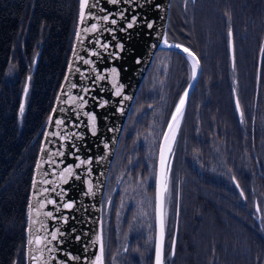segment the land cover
<instances>
[{"label":"trees","instance_id":"trees-1","mask_svg":"<svg viewBox=\"0 0 264 264\" xmlns=\"http://www.w3.org/2000/svg\"><path fill=\"white\" fill-rule=\"evenodd\" d=\"M77 14L78 0H0V264H25L33 168L41 130L65 73ZM166 33L169 41L194 52L201 71L182 121L186 147L177 237L174 255L165 262L264 264V211L260 217L253 202L256 195L264 202L258 146L262 117L264 124V0H172ZM165 53L173 58L172 71L182 77L185 58ZM10 66L13 75L8 77ZM147 76L140 90L146 89ZM160 90L158 85L155 92ZM234 95L243 122L237 118ZM212 157L221 165L218 176L205 168ZM152 260L153 253L145 259L123 258L121 264Z\"/></svg>","mask_w":264,"mask_h":264},{"label":"water","instance_id":"water-1","mask_svg":"<svg viewBox=\"0 0 264 264\" xmlns=\"http://www.w3.org/2000/svg\"><path fill=\"white\" fill-rule=\"evenodd\" d=\"M191 1L194 2V0ZM89 5L91 7L86 9V11H90L92 15L86 16L83 26L96 23L98 30L95 33H83L82 40L77 39L76 32L83 27L79 23L78 0L77 24L65 73L51 111L41 130L42 136L33 168L26 208L25 264H36L35 261L29 260L31 254L41 255L35 251V244L29 246L28 241L30 239L35 241L37 235L41 239H45L48 231H56L58 239L57 241H51L50 237L47 238L48 247H52L55 250L51 253L45 251L41 255L42 262H46V264H93L95 256L100 255V240H98V237H101L103 242L101 201L109 169L135 96L155 54L160 50L172 51L179 53L187 61L190 71L189 81L180 96L184 94L185 89L188 88L190 83L193 86L189 89L185 110L200 77L201 67L198 70L197 79L192 81L190 58L187 57L186 53L177 48L164 46V39H167L166 30L171 0H135L134 3L132 0H121L120 3L115 4L111 3L110 0H89ZM156 5L160 7L157 8ZM122 11L124 12V17L119 18L118 14ZM104 16H109L110 19L116 18L117 23L115 25L110 22L105 23L103 21ZM132 16L137 17V23L128 29L126 21H130ZM146 20L154 22V27L151 30L147 28ZM122 28L126 30L122 31ZM109 30H114V32ZM97 40L109 43L110 47L108 49L97 47ZM167 41L169 44H180L192 51L186 45L171 42L168 39ZM90 51H95L98 55L92 56L90 55ZM113 53L116 55H113ZM233 56V49L231 51L229 50L232 68ZM82 58L91 61V63L84 64ZM37 61L38 56L34 60L33 68L36 67ZM137 61L140 62L138 63ZM70 63L72 64L71 69L69 68ZM112 68H116L119 73L117 80L122 86L121 96L115 95L116 90L112 86ZM99 74H106L107 79H96ZM28 81L29 79L26 80L27 87ZM72 85H76L77 87L73 88ZM85 89H88L87 95H85ZM124 95H127L129 99L124 100ZM70 96L84 97L86 104H84L83 108H79L77 105L84 103V101L77 100L73 103L69 99ZM236 100L237 98L234 95V109L237 118L241 121L240 114L236 111ZM101 104L104 106L101 107ZM53 109H56V111L54 112ZM91 114L95 115V135L92 134V121L88 119V116ZM49 117H52L53 122L57 119L64 120L66 126L50 128ZM170 118L171 115L168 122ZM178 119L180 121L179 125H174L173 129L175 138L183 117ZM167 124L164 132L168 130ZM75 125L79 126L76 127ZM53 130L61 133V135H67L69 140L61 141L58 138L46 139L44 133ZM73 133L76 135H73ZM172 135V132H169V140L167 143H170L173 147L175 139L173 140ZM162 142L163 135L160 144ZM42 147L48 151L41 153ZM57 151H63L64 155H50V153ZM169 154L166 149L167 163ZM38 161L42 164L40 168H37ZM76 165H79V167H75ZM69 166H72L73 174L68 176L65 172L61 176L60 173L62 170ZM159 173L160 162L158 148L154 183L155 238L153 264H155V249L157 243H160L162 246V259L164 264L167 225L168 172L166 171L162 181L165 226L163 235H161L155 215V197ZM34 181L37 185L36 188L33 187ZM163 184L167 185V192H163ZM235 185L237 184L235 183ZM45 188H55V192H45ZM237 189L239 190V188ZM62 190H66L63 201L60 200ZM45 198L53 199L58 203L56 206H53L45 202V207L40 210L41 213L44 211H53L57 219L53 220L42 214L36 216L37 221L43 220L44 222V228L36 232L35 229L40 228V224L36 223L33 225L29 219L30 215H35V208L30 209V203L35 205L37 201L45 200ZM65 202L72 203V207H63V203ZM57 208H59V211L56 210ZM175 244L176 228L171 243V257L174 255ZM69 255L73 259H69Z\"/></svg>","mask_w":264,"mask_h":264},{"label":"flooded vegetation","instance_id":"flooded-vegetation-1","mask_svg":"<svg viewBox=\"0 0 264 264\" xmlns=\"http://www.w3.org/2000/svg\"><path fill=\"white\" fill-rule=\"evenodd\" d=\"M189 1V0H187ZM162 62V61H161ZM168 65V64H167ZM170 65V64H169ZM170 67L167 68V74L161 73L159 75L160 79L167 84V92L163 96V91L159 93L151 91L148 89L147 85H152L155 78L149 80V75L147 76L146 89H142L134 102V107L130 111L128 118L125 122L120 141L116 152L114 154L108 178L106 181L105 189L103 192V197L101 201V224H102V237H103V250H104V260L105 253L108 247H112L111 238L115 236V215L118 209V202L121 196L124 198L128 196L129 193H125L128 189H131L137 183H144L149 181V178H153V183L156 176V161L158 148L161 141V137L165 130L168 119L172 113V110L180 97L179 89L181 87V78L177 73L173 75L169 73ZM177 77V79H176ZM156 81V80H155ZM159 85V84H158ZM161 86V85H159ZM182 92V91H181ZM154 97H153V96ZM162 96V98L160 97ZM147 103V108L144 110L143 104ZM154 114V115H151ZM184 117V116H183ZM183 121V120H182ZM151 128V129H149ZM150 130L152 137L149 139V147L145 148L142 146L141 141H143V134ZM186 145L184 144V132H183V122L179 128L178 134L175 138L172 151L168 157V196H167V206H170V199H173L175 206V218L173 223V233L172 239L174 237V231L176 228L177 237V222H178V211H179V188L180 179L182 172V161L184 158V149ZM156 152L155 163L152 160L154 155H149V152ZM196 168L198 165H194ZM259 166V165H258ZM198 169V168H197ZM151 174L153 177H151ZM153 186V196H154V184H147L146 196L151 197V187ZM234 188L237 190L236 185ZM240 189V187H239ZM238 191V190H237ZM122 194V195H121ZM175 196V197H174ZM255 201V200H253ZM130 209L127 213H130ZM125 214V213H124ZM127 216V215H126ZM128 217L121 218L119 225L118 236L121 241L124 240V246L121 248V254L124 256L130 255V250L133 245V249L137 251L136 245L139 243L135 240H139L137 234L133 233L135 231H130L129 222H127ZM112 232V234H111ZM171 239V243H172ZM113 240V239H112ZM113 244V243H112ZM171 244L168 252V256L164 257V264H166L165 259L170 256ZM166 248L164 247V253ZM118 251L114 254V259H119ZM125 258V259H126ZM123 258L121 257V260ZM118 263V261H116ZM106 264V263H105Z\"/></svg>","mask_w":264,"mask_h":264},{"label":"snow or ice","instance_id":"snow-or-ice-1","mask_svg":"<svg viewBox=\"0 0 264 264\" xmlns=\"http://www.w3.org/2000/svg\"><path fill=\"white\" fill-rule=\"evenodd\" d=\"M110 2L115 4V3H120L121 0H110ZM132 2L134 3L135 0H132ZM90 7L91 6L89 5V0H79V23L82 26L85 24L86 16L92 15V13L90 11H86V9H89ZM156 7L159 8L160 6L156 5ZM118 16H119V18H123L124 12L123 11L120 12L118 14ZM103 21L105 23L110 22L113 25H115L117 23L116 18L110 19L109 16H104ZM136 23H137V17L132 16L130 21H126L127 28L128 29L132 28ZM146 26L148 29L151 30L154 27V22L146 20ZM97 30H98V25L96 23H93V24L88 25V26H83L76 32V37L78 40H82V34L83 33H95ZM121 30L123 31L126 29L122 28ZM109 31L114 32V30H109ZM232 35H233L232 31H231V29H229V31H228V47H229L230 51L233 49ZM96 46L99 48H103V49H108L110 47L109 43L101 42L99 40L96 41ZM164 46L168 47V48L180 49L182 52L187 54V57L190 58L191 79H192V81H195L198 77V70L200 69L199 58L192 51H190L187 47H183L180 44H169L167 39H164ZM74 51H75V49H74ZM261 52H264V46L261 47ZM90 55L96 56V55H98V53L95 51H90ZM113 55H116V54L113 53ZM137 62L139 63L140 61H137ZM232 62H233V66H234V63H235L234 56L232 57ZM83 63L84 64H90L91 61H89L87 59H83ZM69 68L70 69L72 68L71 63L69 64ZM77 71H79V70L77 69ZM111 73H112V77H113L112 86L116 90L115 95L121 96V87L122 86L118 83V80H117L119 73H118L116 68H112ZM66 79H67V77H66ZM96 79L105 80V79H107V76H106V74H99V75H97ZM192 86L193 85L190 83L188 88L185 89L184 94L179 97L178 102L175 104L174 111L171 113V118L167 124L168 130L163 133V142L159 146L160 173L157 177V187H156V197H155V200H156L155 215H156L157 224L160 228L161 235H163L164 226H165L164 196L162 194V181L164 179V173L168 169L166 149H167V153H171V151H172V145L170 143H167L169 140V132H172V134H173L172 138L174 140L175 139V132L173 131L174 125L178 126L179 122H180L178 118H182L184 115V110H185V106H186V98L189 95V89ZM72 87L75 88L77 86L72 85ZM84 91H85V95H87L88 89H85ZM233 91H235V89ZM24 93H25V95H27V93H28L27 85L24 88ZM69 99L73 103H75L77 100L84 101V97L70 96ZM123 99L127 100V99H129V97L127 95H124ZM84 104H86V101H84V103L77 105V107L83 108ZM100 106L103 107L104 105L101 104ZM24 107H25L24 104L21 103L20 109H19L21 115L24 113ZM53 111L55 112L56 109H53ZM236 111L240 114L241 122H243V111H242L239 99L236 100ZM88 119L90 121H92V134L95 135L96 134L95 115L94 114L89 115ZM61 126H66L64 120L57 119L53 122L52 117H49V127L50 128H52V127L59 128ZM75 126L78 127L79 125H75ZM73 135H76V134L73 133ZM44 136L46 137V139L47 138H58L61 141H68L69 140V137L67 135H61V133L56 132L54 130L53 131H46L44 133ZM105 146L107 147V145H105ZM61 147H63V145H61ZM46 151H48V150L45 149L44 147L41 148V153H44ZM50 155L51 156H63L64 152L63 151L52 152V153H50ZM53 163H55V162L53 161ZM41 166H42L41 162L38 161L37 168H40ZM75 167H79V165H76ZM65 172L67 173L68 176H71L73 174L72 173V166H69L68 168L63 169L62 172L60 173V175L63 176ZM77 178H79V177H77ZM45 183H47V181H45ZM236 186H237V188H239L238 183ZM33 187L34 188L37 187L35 181H34ZM44 191L45 192H49V191L55 192V188H52V189L45 188ZM90 191H91V189H90ZM163 192H167V185L166 184H163ZM64 195H66V190H62V192H61V195H60L61 201H63ZM240 196L241 197L245 196V193L243 190L240 191ZM45 202L47 204L53 205V206H56L58 203L57 201H55L53 199H49V198H45V200H39L36 202L35 205L30 203V209L35 208V215H30L29 219L31 220L33 225H35L36 223L40 224V228L35 229L36 232H39L41 229L44 228L43 220L37 221L36 216H40L42 214L43 216L48 217L50 219H53V220L57 219V217L54 215L53 211H44L43 213H41L40 210L45 207ZM63 207L71 208L72 203L65 202V203H63ZM56 210L59 211V208H57ZM256 211H257V213H261L264 210H262L260 208V206L257 205ZM48 237H50L51 241H57V239H58L57 232L56 231H48L46 233L45 239H41V237L39 235H37L35 241H33L31 239L28 241V245L32 246L33 244H35V251L39 252L41 255L45 251L51 253L55 249L52 247H48V243H47ZM98 240H100V248H99L100 255L95 256L93 264H104V250H103L102 238L98 237ZM41 245H43V246H41ZM173 254H174V252H173ZM41 255L31 254L29 256V260L35 261L36 264H46V262L41 261ZM69 259H73V257H71V255H69ZM155 264H163L162 246L160 243H157L156 249H155Z\"/></svg>","mask_w":264,"mask_h":264},{"label":"rangeland","instance_id":"rangeland-1","mask_svg":"<svg viewBox=\"0 0 264 264\" xmlns=\"http://www.w3.org/2000/svg\"><path fill=\"white\" fill-rule=\"evenodd\" d=\"M171 2H172V0H171ZM170 8H171V5H170ZM169 14H170V10H169ZM172 61H173V58H170L168 56V54L165 53V51H158L155 54L153 61H152L151 65L147 71V74L149 75V80H151V78L152 79L155 78L156 81L154 80V82H152L153 83L152 85L148 84L147 85L148 89H151V91H155V88L158 87V84H159V85H161V92L163 91V96H165V94L167 92V84H164V82L160 79L159 75H161V73H164V75L167 74V68L168 67H170V69H169L170 74L173 75L174 73H177L174 70L172 71V68H173L172 64H171ZM33 66H34V64H33ZM185 67H186L185 74L182 77H180L181 78V87L179 89L180 91H179L177 97L179 96L180 93L182 94L184 88L186 87V85L189 81V74H190L189 66L185 64ZM147 74H146V76H147ZM12 75H13V68H11V66H10V68L8 70V77H10ZM146 76H145L144 80L146 79ZM177 77H178V75H177ZM177 77H176V79H177ZM25 86H26V83L24 85V88H25ZM141 86H140V88H141ZM140 88H139L138 94L136 96V99L139 95V92L141 91ZM28 90H29V81H28ZM26 97H27V95H25L24 89H23L21 103H23L24 105H25ZM160 97L162 98V96H160ZM136 99L134 100V102H136ZM142 106L145 110L147 108V103L143 104ZM133 107H134V103L132 105L131 110L133 109ZM151 115H154V114H151ZM262 120H263V117L261 119V125H260L261 134L259 137L260 140H259L258 146H259V155L261 157L260 164H261V167L264 168V124H263ZM149 129H151V128H149ZM142 137H143V141H141V143H142L141 145L144 146L145 148L146 147L148 148L149 142H150L149 139L152 137L150 130L145 132ZM149 155H154L152 157V160L155 163L156 152L154 153V151H151V152H149ZM220 166L221 165H220L218 159L216 160V158L212 157L209 160V162L205 168L213 174L216 173V176H218L216 170H218V172H219ZM197 168L199 171H203L202 165H199ZM151 177H153L152 174H151ZM219 177H220V173H219ZM149 183L154 184L155 180L153 183V178L152 179L149 178V181H145L142 184L137 183V185L133 186L131 189H128L127 191L125 189V193L126 194L129 193L128 196H126L124 198L121 196V198L118 202V209H117V212L115 215L114 231H116V233H115V236L113 237V240L110 236L111 241H109L111 243V246L113 243V246L112 247L109 246L106 253H105V263L106 264H117L116 261H118V263L121 264V257L126 258V256H124L120 252L121 248L125 245L124 244L125 241L124 240L121 241V238L118 236L121 218H124V217H128L127 222H129V225H130V231L131 232H132V230L135 231L133 233L137 234V237H140L139 240H135L139 243V245H136L137 251H135L133 249V245H132V248L130 250V255H128L126 259H128L129 257H132L135 260H136V257L145 259V257L147 258V257H149V255L151 256V253H153V255H154V238H155L154 196L151 195V197H147L145 194L147 184H149ZM254 197H255L254 198L255 201H253V202L255 204V208H257V205L260 206V204H264L263 201H260V197L258 195L254 196ZM129 209L131 211H130V213H127ZM261 213H259L260 217H261ZM174 218H175V206H174L173 199H170V206H169V208L167 207V218H166L167 225H166V234H165V248H166V250L164 253V257H166L168 252H169L171 239H172V233H173ZM186 231H187V229H186ZM111 234H112V232H111ZM117 251H118L117 257L119 259H117V258L114 259V254ZM142 262L143 261H140V263H142ZM152 264H153V260H152Z\"/></svg>","mask_w":264,"mask_h":264},{"label":"bare ground","instance_id":"bare-ground-1","mask_svg":"<svg viewBox=\"0 0 264 264\" xmlns=\"http://www.w3.org/2000/svg\"><path fill=\"white\" fill-rule=\"evenodd\" d=\"M139 91V90H138ZM138 93V92H137ZM137 95V94H136ZM259 160L261 161V157H260V155H259Z\"/></svg>","mask_w":264,"mask_h":264}]
</instances>
